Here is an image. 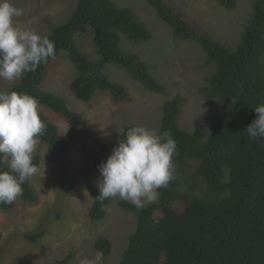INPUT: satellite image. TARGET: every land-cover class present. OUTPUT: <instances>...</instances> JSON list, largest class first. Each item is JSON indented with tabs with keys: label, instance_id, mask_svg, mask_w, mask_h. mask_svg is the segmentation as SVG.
Returning <instances> with one entry per match:
<instances>
[{
	"label": "trees",
	"instance_id": "obj_1",
	"mask_svg": "<svg viewBox=\"0 0 264 264\" xmlns=\"http://www.w3.org/2000/svg\"><path fill=\"white\" fill-rule=\"evenodd\" d=\"M157 16L171 29L175 38L196 42L204 53L207 68L205 84L199 92L206 101L223 107L224 117L207 133L203 127L186 130L179 126L183 96L175 94L161 105L160 131L175 139L179 155L175 157L174 179L160 189L159 200L136 209L118 200V206L134 213L136 223L129 234L117 264H264V141L253 143L245 133L256 118L254 107L264 103V0H253L252 10L238 39L227 43L201 32L171 7L168 0H146ZM223 9L235 7L236 0H215ZM88 32L97 57H88L81 49L79 37ZM48 36L55 44L56 55L66 51L76 75L70 82L74 96L91 100L97 91H107L113 100L129 99L126 87L103 72L106 64L124 69L145 89L166 96V85L149 72L148 65L135 53L120 48L121 36L131 42H144L151 33L134 11L112 0H77L75 7L60 24L51 27ZM51 60V59H49ZM49 62V61H48ZM41 64L16 84L3 90H15L36 97L39 104L61 115L68 123L78 125L82 116L70 110L66 98L40 89L47 69ZM46 130L39 138L54 161L64 158L68 140L58 127L41 112ZM127 124L118 139L100 145L97 159L124 139ZM33 163L40 169L42 157L34 153ZM200 180L201 190L187 179ZM91 198L87 216L100 221L107 214L111 199L97 200L99 189L87 183ZM22 200L37 203L39 196L30 181L23 185ZM173 202H181L176 210ZM12 204H0V210H11ZM155 211H159L157 217ZM43 231L27 234L37 241ZM2 233L0 231V241ZM94 249L106 259L111 242L98 235ZM69 251L57 264H70Z\"/></svg>",
	"mask_w": 264,
	"mask_h": 264
},
{
	"label": "rangeland",
	"instance_id": "obj_2",
	"mask_svg": "<svg viewBox=\"0 0 264 264\" xmlns=\"http://www.w3.org/2000/svg\"><path fill=\"white\" fill-rule=\"evenodd\" d=\"M121 7L134 11L151 33L144 42H131L121 36L120 48L135 53L148 65L149 72L167 88V95L145 89L124 69L106 64L103 72L122 83L129 99L115 101L107 91H97L89 101L77 99L70 90V82L76 75L75 67L66 51H60L49 60L40 89L66 98L70 110L78 112L82 121L78 125L68 123L61 115L39 104L48 120L53 122L68 140V150L62 160L51 159L46 144L39 141L36 153L42 157L40 172L30 179L39 201L29 203L20 197L11 210H0V264H57L69 251L73 252L70 264H83L98 251L93 242L98 235L111 242V252L103 264H117L126 246L129 234L134 230V213L118 206L119 198L111 199L107 214L100 221H91L87 210L91 198L86 184L97 186L99 165L112 149L97 159L100 145L91 137H97L104 147L118 139L127 124L146 125L159 130L162 103L175 94L183 96L184 103L179 116V126L186 130L203 127L209 133L212 125L224 117L223 107L206 101L199 92L205 84L207 68L201 47L191 40L175 38L170 27L156 14L146 0H112ZM23 9L16 24L29 27L41 35H48L51 27L62 23L72 12L77 0H14ZM171 7L196 27L214 38L235 42L243 30L253 0H236L235 7L223 9L215 0H168ZM82 51L90 58L97 52L88 32L79 37ZM14 83L0 80V90ZM116 146V145H115ZM187 179L203 188L200 180ZM171 206L182 209L181 202ZM159 211H155L157 217ZM43 231L35 242L27 234Z\"/></svg>",
	"mask_w": 264,
	"mask_h": 264
},
{
	"label": "clouds",
	"instance_id": "obj_3",
	"mask_svg": "<svg viewBox=\"0 0 264 264\" xmlns=\"http://www.w3.org/2000/svg\"><path fill=\"white\" fill-rule=\"evenodd\" d=\"M23 9L14 0H0V80L14 83L41 64L56 58L54 42L36 30L16 24ZM256 118L246 127L253 143L264 141V103L254 107ZM46 123L39 100L27 93L0 90V204H12L23 195V185L40 172L33 163ZM175 139L168 131L146 125L129 128L106 160L98 166L97 200L119 198L136 209L159 200L160 189L175 178ZM83 264H103L96 252Z\"/></svg>",
	"mask_w": 264,
	"mask_h": 264
}]
</instances>
